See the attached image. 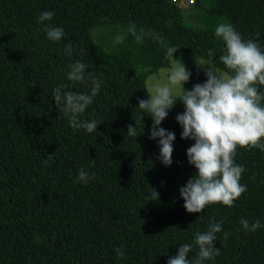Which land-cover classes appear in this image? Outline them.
Listing matches in <instances>:
<instances>
[{"label":"trees","instance_id":"1","mask_svg":"<svg viewBox=\"0 0 264 264\" xmlns=\"http://www.w3.org/2000/svg\"><path fill=\"white\" fill-rule=\"evenodd\" d=\"M195 6L209 25L227 21L255 42L264 34V0H196ZM44 11L55 15L40 24ZM46 25L62 27V40H49ZM99 31L120 38L110 42L96 37ZM169 47L226 71L224 44L210 28L189 26L178 1L0 0V264H167L186 243L192 260L195 233L210 222L222 224L214 242L221 254L204 264H264V151L237 148L247 191L232 207L189 214L179 189L196 169L187 159L194 141L181 139L176 120L183 105L160 125L176 137L168 167L158 140L149 139L152 120H139L146 77L169 66ZM76 61L87 66V83L67 80ZM89 73L101 81L100 91L79 119L100 121L93 133L72 128L53 97L60 84L90 94ZM135 122L137 137H128ZM82 167L95 174L86 183L78 181ZM242 219L261 227L245 231Z\"/></svg>","mask_w":264,"mask_h":264},{"label":"clouds","instance_id":"2","mask_svg":"<svg viewBox=\"0 0 264 264\" xmlns=\"http://www.w3.org/2000/svg\"><path fill=\"white\" fill-rule=\"evenodd\" d=\"M54 15V11H44L38 17V23L51 21ZM43 30L54 42L61 41L65 35L62 27L46 25ZM130 30L134 32V26H130ZM215 36L225 46L220 61L226 71L203 68L206 81L186 90L184 85L189 82L191 72L182 59L173 58L178 49L169 47L167 55L171 57V67L160 69L161 78L150 77L145 89L148 99L138 100V109L142 113L139 120L144 122L145 117L152 120L149 139L158 140L159 159L165 167L173 163L176 137L160 125L178 102L183 105L184 111L176 116V120L182 128L181 139L194 141L187 149V159L196 169L194 176L179 189L189 214H199L208 205L232 207L247 191L240 183L245 169L235 162L237 148L264 151V91H260L264 87V51L254 39H244L231 23L219 24ZM65 53L71 56V44L66 46ZM86 67L81 61L72 63L67 80L87 83ZM88 75L92 85L90 94L63 91L67 85L60 84L53 90V97L59 111L68 115L72 128L93 133L101 122L79 119L100 91L101 81L91 73ZM174 93L179 100L175 99ZM126 134L137 137L136 122L127 126ZM94 176L92 173L90 177L82 167L78 181L86 183ZM152 194L158 200L155 189ZM240 223L245 231L254 232L261 227L259 220L251 225L246 219ZM221 231V223L210 222L206 231L195 233L194 243L198 247L195 258L189 259L192 245L186 243L179 246L177 254L171 256L167 264H204L219 256L221 251L214 242ZM227 237L228 233H225L224 238ZM116 253L117 258L124 254L122 249H117Z\"/></svg>","mask_w":264,"mask_h":264},{"label":"rangeland","instance_id":"3","mask_svg":"<svg viewBox=\"0 0 264 264\" xmlns=\"http://www.w3.org/2000/svg\"><path fill=\"white\" fill-rule=\"evenodd\" d=\"M195 1L196 0H178V3L183 7L184 9V16H185V21L186 23L194 28H210V30L215 32V29L217 26H213V25H209L207 24L205 21L202 20V18H200L201 14V8H198L195 6ZM211 1V0H210ZM224 23H227V21H223ZM96 37L99 38H104L110 42H115L117 40H119L120 37L118 38H112L113 36L111 34H109L108 32H103V31H99L96 34ZM256 43H258V45L260 46L261 50L264 51V34L263 33H258L256 36ZM178 49V48H175ZM174 59H182L183 64L186 66L187 70L191 72V77L190 80L187 84H185L184 86L188 85L190 82L196 80V79H200L201 83H204L206 81V76H205V69L206 67H211L220 71V68L214 66L209 60L201 58L199 56H194L191 58H184L181 54V51L178 49L173 56ZM200 66V67H197ZM139 69H143L144 66L142 67L141 64H138ZM171 67V59H170V64L168 67ZM150 77H156V78H161L162 77V73L159 71L151 73L149 76L146 77V87L147 84L149 82V78ZM175 99H178L179 96L176 95L174 93Z\"/></svg>","mask_w":264,"mask_h":264},{"label":"built area","instance_id":"4","mask_svg":"<svg viewBox=\"0 0 264 264\" xmlns=\"http://www.w3.org/2000/svg\"><path fill=\"white\" fill-rule=\"evenodd\" d=\"M174 1H178V0H174Z\"/></svg>","mask_w":264,"mask_h":264}]
</instances>
